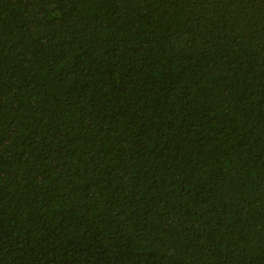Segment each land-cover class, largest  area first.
I'll return each instance as SVG.
<instances>
[{"label":"trees","instance_id":"obj_1","mask_svg":"<svg viewBox=\"0 0 264 264\" xmlns=\"http://www.w3.org/2000/svg\"><path fill=\"white\" fill-rule=\"evenodd\" d=\"M0 264H264V0H0Z\"/></svg>","mask_w":264,"mask_h":264}]
</instances>
